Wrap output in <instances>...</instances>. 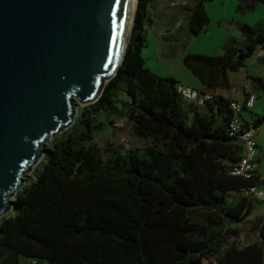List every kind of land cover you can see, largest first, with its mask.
<instances>
[{"label":"trees","instance_id":"obj_1","mask_svg":"<svg viewBox=\"0 0 264 264\" xmlns=\"http://www.w3.org/2000/svg\"><path fill=\"white\" fill-rule=\"evenodd\" d=\"M152 1H137L117 74L47 142L35 179L17 193L14 214L0 221V264H20L19 258L33 264H264V217L252 221L256 239L239 242L242 223L264 203L244 192L264 182L258 170L251 178L232 174L242 156L240 138L230 135L232 100L216 95L201 113L179 95L180 82L146 67ZM209 1L195 0L186 22L190 35L210 23ZM260 5L264 0H238L236 11ZM237 24L242 41L228 39L220 54L183 57L204 86H229V72L264 48V20ZM250 80L264 94V76ZM101 114L129 121L146 145L123 152L94 143ZM239 115L256 129L264 123V112L244 108Z\"/></svg>","mask_w":264,"mask_h":264},{"label":"water","instance_id":"obj_2","mask_svg":"<svg viewBox=\"0 0 264 264\" xmlns=\"http://www.w3.org/2000/svg\"><path fill=\"white\" fill-rule=\"evenodd\" d=\"M131 9V0H0V218L47 142L117 74Z\"/></svg>","mask_w":264,"mask_h":264},{"label":"rangeland","instance_id":"obj_3","mask_svg":"<svg viewBox=\"0 0 264 264\" xmlns=\"http://www.w3.org/2000/svg\"><path fill=\"white\" fill-rule=\"evenodd\" d=\"M180 3L177 6H172V12L175 14V21L179 25V29L173 30V34L165 33L167 30L172 31L171 25L167 28L165 33L164 42L172 44V50L169 53H164L162 58L159 56L158 47H157V30L150 28L149 34L147 35V46L143 50V55L146 60V67L152 70L154 73L160 76H168L170 71H176L182 73L183 71L188 72L193 76L191 71L183 63V56L187 53H196V54H205V55H216L222 52V47L216 50L215 45L221 34L222 36V24L223 22L216 21L215 19L223 15L236 16L240 19H243V23L255 26L258 22L264 20V5H260L257 9L248 11L245 14H240L236 11V4H230V0H214L211 1V4H217L221 8L215 10L213 20H210V32L200 33L197 36H192L188 33L185 26V14L181 10L183 4L189 2L188 0H179ZM137 4V0H136ZM248 22H246V21ZM161 30V29H160ZM84 106L79 105L76 112V119L80 116L83 111ZM99 120L104 123L103 128L96 132L94 137V143L101 147H106L108 144L117 146L121 148L123 152H128L130 149L143 148L146 143L135 136L132 131L131 123L125 119L119 118H110L105 114L98 116ZM112 121L115 122L113 124ZM44 156L40 161L34 165L31 171L27 172L25 177V183H30L36 177V172L39 168L42 167L44 163ZM16 199V198H14ZM14 214V211H10L4 217L0 218V221L4 218L10 217ZM257 213L254 212L252 216H255ZM253 220L248 219L246 222L242 223L241 227L243 232L239 238L241 244L251 242L256 239V232L253 230L254 226L252 223ZM20 264H33V261L19 258Z\"/></svg>","mask_w":264,"mask_h":264},{"label":"crops","instance_id":"obj_4","mask_svg":"<svg viewBox=\"0 0 264 264\" xmlns=\"http://www.w3.org/2000/svg\"><path fill=\"white\" fill-rule=\"evenodd\" d=\"M186 4H183L181 10L183 14H185V26L188 17L190 16V10L195 5V0H188ZM182 2L179 0H153L148 9V17L146 19V29L148 34L149 29L153 28L157 30V47L160 58L164 55V53H169L172 49V44L168 42H164V37L166 36L165 33L173 34V30L179 29V25L175 21V14L172 12V6H177ZM238 3V0H237ZM230 4H236V0H230ZM222 4H211V1L206 3V10L210 17V20L214 18L215 10L221 8ZM217 22H223V30L222 36L220 34L219 39L215 45L216 50L223 47L224 44L230 38H236L238 41L243 40V35L238 28V22H243V19H240L236 16H227L223 15L219 18L215 19ZM246 21V20H245ZM248 22V21H246ZM172 26V31H168L167 28ZM210 23L204 28L201 32H210L211 27L209 26ZM187 28V26H186ZM161 29V30H160ZM167 30V31H166ZM163 31H166L165 33ZM193 36V35H192ZM263 49L259 47L254 55H252L244 68L240 69L239 71H232L229 72V80L230 84L227 87H217V88H209L204 86L199 79L193 74H189L186 71L182 73H178L176 71H170L168 76L174 77L178 82L193 86L200 90L209 91L215 93L217 95H222L226 99L231 100H238L243 101L245 100L248 95L254 91L253 84L251 83L250 76L256 77H263L264 76V64L260 61V58H263L260 54V50ZM184 57V56H183ZM257 93V92H256ZM258 94V102L253 109L255 114H263L264 112V94ZM199 112L204 113L205 109L203 107H198ZM255 138L258 144V151H257V170L258 173L261 175L263 182H264V123L258 127L256 131ZM260 160V162L258 161ZM264 187V183L262 185ZM256 212L255 216L249 217L248 219L256 220L259 217H264V203H256L253 213ZM252 213V214H253Z\"/></svg>","mask_w":264,"mask_h":264},{"label":"built area","instance_id":"obj_5","mask_svg":"<svg viewBox=\"0 0 264 264\" xmlns=\"http://www.w3.org/2000/svg\"><path fill=\"white\" fill-rule=\"evenodd\" d=\"M260 54L264 56V48L260 50ZM177 91L183 100L199 107H204L208 101H212L217 95L183 83L177 85ZM257 102L258 94L252 92L245 100H232L231 103V107L235 111V117L230 123V135L238 136L242 145L241 159L232 169V174L245 178H251L257 171L258 144L255 138L257 129L252 123L246 124L239 113L243 112L244 108L253 110ZM244 195L264 202V187L252 186L245 190Z\"/></svg>","mask_w":264,"mask_h":264},{"label":"bare ground","instance_id":"obj_6","mask_svg":"<svg viewBox=\"0 0 264 264\" xmlns=\"http://www.w3.org/2000/svg\"><path fill=\"white\" fill-rule=\"evenodd\" d=\"M131 4H132V9H131V14L129 15V18L127 21L128 25H127L126 35H125L126 38L124 39V43H123L124 48H123L122 54L120 55L118 65L120 64V62L122 60V57L124 55V52H125L128 40H129L130 30H131V26H132V22H133V17H134V11L136 8V0H131Z\"/></svg>","mask_w":264,"mask_h":264},{"label":"snow or ice","instance_id":"obj_7","mask_svg":"<svg viewBox=\"0 0 264 264\" xmlns=\"http://www.w3.org/2000/svg\"><path fill=\"white\" fill-rule=\"evenodd\" d=\"M120 2H121V0H115V3H116L117 5H119ZM113 15H115V13H113ZM114 22H115V21H114ZM113 42L115 43V38L113 39Z\"/></svg>","mask_w":264,"mask_h":264}]
</instances>
